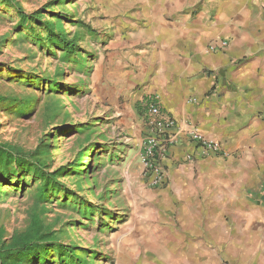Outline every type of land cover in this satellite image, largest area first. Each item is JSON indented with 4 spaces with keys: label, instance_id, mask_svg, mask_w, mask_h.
Masks as SVG:
<instances>
[{
    "label": "rangeland",
    "instance_id": "rangeland-1",
    "mask_svg": "<svg viewBox=\"0 0 264 264\" xmlns=\"http://www.w3.org/2000/svg\"><path fill=\"white\" fill-rule=\"evenodd\" d=\"M143 1L0 0V144L20 149L32 164L36 154L47 173L65 171L53 191L32 166L19 177L0 176L7 239L37 213L86 264H189L162 247L150 203L160 192L142 173L131 96L138 87L130 88L129 75L137 73L139 51H151L148 26L133 14ZM46 25L75 45L72 54L48 42ZM45 264H59L58 256Z\"/></svg>",
    "mask_w": 264,
    "mask_h": 264
},
{
    "label": "crops",
    "instance_id": "crops-1",
    "mask_svg": "<svg viewBox=\"0 0 264 264\" xmlns=\"http://www.w3.org/2000/svg\"><path fill=\"white\" fill-rule=\"evenodd\" d=\"M137 7L151 43L136 57V75L128 73L130 88L138 87L131 96L141 104V134L147 96L178 121L168 183L150 201L162 247L189 264H264V0H144ZM219 38L228 48L210 52ZM190 127L221 143L225 156L203 157Z\"/></svg>",
    "mask_w": 264,
    "mask_h": 264
},
{
    "label": "trees",
    "instance_id": "trees-1",
    "mask_svg": "<svg viewBox=\"0 0 264 264\" xmlns=\"http://www.w3.org/2000/svg\"><path fill=\"white\" fill-rule=\"evenodd\" d=\"M22 15V21L28 22L29 17ZM34 20L40 19L34 18ZM53 25H46L48 42L56 43L65 48L67 55L73 53L75 45L70 43L64 33H56ZM2 101L3 99L0 98ZM140 103L137 104V111H142ZM32 160L23 155L20 149L11 147L10 145L0 144V176L6 178L9 176H18L21 170H27L28 167H34V175L39 180L44 181V189L47 191L56 190L61 186L57 181L58 176L65 171L61 170L47 173L44 165L32 154ZM37 158V159H36ZM37 160V161H36ZM64 191V189H63ZM76 204V203H75ZM79 205V204H78ZM80 207L86 213L87 205L80 203ZM78 247L65 249L57 242V235L54 234L48 226H45L40 219L39 214L34 213L31 217L29 227L23 232H15L9 239L6 238V231L0 226V264H32L39 260V264H45L50 255L56 254L59 259V264H86L85 260L80 257Z\"/></svg>",
    "mask_w": 264,
    "mask_h": 264
},
{
    "label": "built area",
    "instance_id": "built-area-1",
    "mask_svg": "<svg viewBox=\"0 0 264 264\" xmlns=\"http://www.w3.org/2000/svg\"><path fill=\"white\" fill-rule=\"evenodd\" d=\"M229 42L224 39H215L208 45L210 52L216 53L228 48ZM143 122L145 130L140 141V161L142 173L152 189L164 188L169 179L166 161L169 158L170 148L178 143V121L162 109L158 97L147 96L143 100ZM187 135L191 142L200 149L203 157L216 155L225 156L221 143L210 140L201 135L196 128L190 127ZM194 155L187 156L193 160Z\"/></svg>",
    "mask_w": 264,
    "mask_h": 264
}]
</instances>
